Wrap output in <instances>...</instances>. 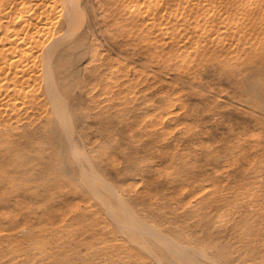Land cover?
<instances>
[{
	"label": "rangeland",
	"instance_id": "1",
	"mask_svg": "<svg viewBox=\"0 0 264 264\" xmlns=\"http://www.w3.org/2000/svg\"><path fill=\"white\" fill-rule=\"evenodd\" d=\"M129 1L135 10L150 0ZM236 1L241 12L260 10L250 21L264 51V0ZM226 2L178 0L168 11L183 23L215 7L222 27L237 15ZM133 15L139 27L152 21ZM157 28L135 30L113 50L112 40L96 38L117 73L113 101L99 96L94 117L78 114L96 88L68 100L69 132L48 126L47 138L42 121L0 125V264H175L158 238L140 231L145 240L137 241L115 220L116 201L203 251L202 264H264V54L236 60L222 48L197 62L188 35L173 40ZM65 64L81 66L73 57ZM107 99L111 118L100 111Z\"/></svg>",
	"mask_w": 264,
	"mask_h": 264
},
{
	"label": "bare ground",
	"instance_id": "2",
	"mask_svg": "<svg viewBox=\"0 0 264 264\" xmlns=\"http://www.w3.org/2000/svg\"><path fill=\"white\" fill-rule=\"evenodd\" d=\"M176 1L178 0H165L161 4L150 0L136 6V11L152 19L147 25L144 22V25L139 27L143 23L134 22L135 10L129 0H0V44L3 45L0 48V125L3 126L1 129L12 130L13 125L22 129L25 124L42 121L44 124L40 123L46 130L47 138H49L48 126L58 125L69 132L71 118L69 115L73 105L70 106L71 112H69L68 100L75 98V92L78 90L81 94L96 88L99 92L90 94L88 106L81 109L79 114L74 111L82 120L94 117L93 110L97 106L95 104L99 100L98 97L113 94V83L110 79H113L117 73L109 52L105 50V53H100L97 50L96 38L108 42L112 40L107 47L113 50L114 47L126 46L124 43L131 39L133 31L142 29L141 32L149 33L158 27L160 33L170 36L173 40L188 35L191 39L189 41L193 42L191 53L197 62L218 57L222 48L226 53L230 51L236 60L243 54L253 52L264 54L259 47L261 42L258 41L259 36L257 39L252 35L256 33L254 30L256 25L250 21L256 13H261L260 10L250 8L241 12L243 9L238 8V1L227 0L224 10L228 13L232 11L233 15L235 13L237 15L236 20L225 17L230 23H225L222 27L215 23L214 17L217 15L215 7L208 9V14L199 15V18L195 16L193 21L179 23L178 17L168 11L174 9L172 7L177 4ZM102 14L106 17L109 15L113 22L106 18L101 20ZM202 16H205V19L201 21ZM168 22L171 29L163 32L161 26L167 25ZM246 42L250 43V48L240 49L239 46ZM72 57L79 60L81 66L79 64L80 67H77L79 69L70 71L67 70L65 61ZM110 106L111 103L100 109L108 118L112 117ZM261 109L264 111V104ZM96 112L97 115L98 111ZM54 118H57L59 123ZM74 150L79 154V149ZM81 172L85 180L95 179L93 172L89 170H81ZM106 191L109 194L112 192L109 188ZM96 194L100 197L98 193ZM110 197L104 200L108 202L113 196ZM116 205L118 214L115 220L126 230L128 229V232L131 230L130 235L134 239L140 242L145 240L140 231L152 234L153 237L158 238L159 245L169 253L175 264H202L197 258L203 256V251L198 248L191 249L192 247L184 245L180 239L160 233L158 229L141 220V217L133 213L124 203L116 201ZM191 251L194 252V256L189 255Z\"/></svg>",
	"mask_w": 264,
	"mask_h": 264
}]
</instances>
